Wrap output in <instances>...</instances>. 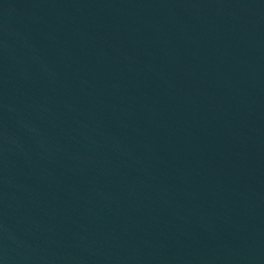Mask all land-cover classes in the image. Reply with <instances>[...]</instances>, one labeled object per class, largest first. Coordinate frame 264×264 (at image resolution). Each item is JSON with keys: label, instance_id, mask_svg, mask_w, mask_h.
<instances>
[{"label": "water", "instance_id": "95a60500", "mask_svg": "<svg viewBox=\"0 0 264 264\" xmlns=\"http://www.w3.org/2000/svg\"><path fill=\"white\" fill-rule=\"evenodd\" d=\"M0 264H264V0H0Z\"/></svg>", "mask_w": 264, "mask_h": 264}]
</instances>
